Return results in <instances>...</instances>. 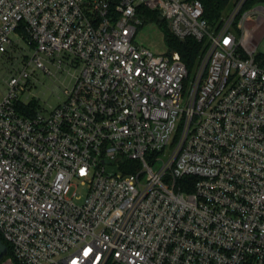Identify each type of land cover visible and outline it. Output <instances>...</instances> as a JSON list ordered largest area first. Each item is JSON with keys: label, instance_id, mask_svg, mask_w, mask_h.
Returning <instances> with one entry per match:
<instances>
[{"label": "built area", "instance_id": "2783aa9c", "mask_svg": "<svg viewBox=\"0 0 264 264\" xmlns=\"http://www.w3.org/2000/svg\"><path fill=\"white\" fill-rule=\"evenodd\" d=\"M247 1L212 26L200 0H0V54L21 49L0 81L12 264H264V5ZM141 6L203 43L192 80L134 43ZM47 62L79 72L24 116Z\"/></svg>", "mask_w": 264, "mask_h": 264}, {"label": "rangeland", "instance_id": "374dc122", "mask_svg": "<svg viewBox=\"0 0 264 264\" xmlns=\"http://www.w3.org/2000/svg\"><path fill=\"white\" fill-rule=\"evenodd\" d=\"M234 1L232 2L229 12L232 11L234 7ZM263 33L264 26L258 30L257 36H261ZM134 43L149 49L152 53L157 55L166 54L168 52L164 32L155 22H142V24L138 27ZM20 50L21 49L16 52V55L20 52ZM26 50L28 51L25 47V51L23 50V52H27ZM258 51L264 53V38L258 47ZM173 54L176 55L177 53ZM20 67L21 63L19 61L15 60V62L11 64L8 60H6V57H3V55L0 54V81L1 79L9 77L12 72L16 71V69ZM46 67L50 74H46L39 70L33 74L28 83L27 92L21 95V100L28 102L36 100L39 103V107L43 111L49 112L64 102V91L66 88H72L75 76H77L79 69H69L65 67L59 69L51 62H47ZM195 70L190 73V80L194 78L196 73ZM186 90L188 91L189 88H186ZM158 167L159 165H156L155 168L157 169ZM107 171L109 173H117L118 169L115 166H108ZM80 193L83 195L84 191ZM77 203L82 204L83 199L78 200ZM1 238L3 239L2 236ZM2 264L12 263L8 259Z\"/></svg>", "mask_w": 264, "mask_h": 264}, {"label": "trees", "instance_id": "16d2710c", "mask_svg": "<svg viewBox=\"0 0 264 264\" xmlns=\"http://www.w3.org/2000/svg\"><path fill=\"white\" fill-rule=\"evenodd\" d=\"M204 6V17L212 25L217 26L221 19L229 13L230 7L234 0H200ZM255 5H264V0H248L245 8H251ZM139 17L142 22H155L164 32L165 43L168 47L166 54L171 55L177 53L184 62L188 71L191 73L198 66L199 59L203 53V43H199L194 38L180 40L173 35L168 27L167 21L157 11H151L145 6L139 8ZM17 48L3 55L11 64L17 60ZM39 109V103L36 100L30 101L27 104L23 102L17 105V110L20 114L32 117ZM1 238V236H0ZM13 259L11 248L9 247V255L4 260ZM3 261V262H4ZM2 262V263H3ZM14 264H18L13 260ZM0 263V264H2Z\"/></svg>", "mask_w": 264, "mask_h": 264}, {"label": "water", "instance_id": "95a60500", "mask_svg": "<svg viewBox=\"0 0 264 264\" xmlns=\"http://www.w3.org/2000/svg\"><path fill=\"white\" fill-rule=\"evenodd\" d=\"M9 255L8 246L0 238V263H2Z\"/></svg>", "mask_w": 264, "mask_h": 264}]
</instances>
